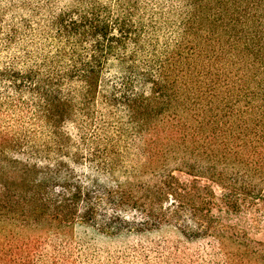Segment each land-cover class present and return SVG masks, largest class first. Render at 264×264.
Returning <instances> with one entry per match:
<instances>
[{
	"label": "trees",
	"instance_id": "obj_1",
	"mask_svg": "<svg viewBox=\"0 0 264 264\" xmlns=\"http://www.w3.org/2000/svg\"><path fill=\"white\" fill-rule=\"evenodd\" d=\"M259 218L264 0H0V264H264Z\"/></svg>",
	"mask_w": 264,
	"mask_h": 264
},
{
	"label": "rangeland",
	"instance_id": "obj_2",
	"mask_svg": "<svg viewBox=\"0 0 264 264\" xmlns=\"http://www.w3.org/2000/svg\"><path fill=\"white\" fill-rule=\"evenodd\" d=\"M137 234V233H136ZM136 234L133 232V234H131L128 237V241L130 243L133 244H139L138 247L140 246H146L148 244L151 243V245L154 244V237H159L160 235L164 236L163 238H171L174 237L172 233H167V231H163L162 233L157 234L154 233V230H152L151 232H149V234H143L140 233V236H136ZM155 234V235H154ZM253 238H255L258 241L264 242V220L263 218H259L255 224V229L253 231ZM152 252H154L151 248H148L145 251L142 250H138L137 254H135L134 256L132 255H128V256H120V262L119 264H157L156 260L154 259V257H152L153 255ZM145 253V254H144ZM141 254H143L141 256ZM150 256V258H149ZM149 258V260H148ZM100 261L103 262L105 261V255L101 254L97 257H95L92 262H96V261Z\"/></svg>",
	"mask_w": 264,
	"mask_h": 264
}]
</instances>
